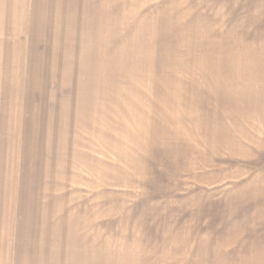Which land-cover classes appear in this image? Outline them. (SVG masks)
<instances>
[{
    "label": "rangeland",
    "instance_id": "374dc122",
    "mask_svg": "<svg viewBox=\"0 0 264 264\" xmlns=\"http://www.w3.org/2000/svg\"><path fill=\"white\" fill-rule=\"evenodd\" d=\"M0 247L264 264V0H0Z\"/></svg>",
    "mask_w": 264,
    "mask_h": 264
},
{
    "label": "crops",
    "instance_id": "0c3cea01",
    "mask_svg": "<svg viewBox=\"0 0 264 264\" xmlns=\"http://www.w3.org/2000/svg\"><path fill=\"white\" fill-rule=\"evenodd\" d=\"M3 248H5L6 249V247H0V264H4V262L3 261H5L6 260V258H8V259H13V260H17V258H14L13 256H5V252H3L2 250H3ZM27 253H31L30 251H28ZM84 254V253H81V252H78V253H76V254ZM10 254V253H9ZM36 256H34V255H24V256H21V258H20V262H22L23 264H37V263H40L41 261H42V259H40L39 257H38V253H34ZM63 254V253H62ZM71 254V253H70ZM67 256H58V257H55V260H58V262L59 263H61V262H63V263H69V264H72V262L74 261V262H80V260H78L79 258H81L82 259V257L81 256H79V257H73V255L72 256H70V255H68V254H66ZM90 257H88L87 258V256H85V259H89ZM47 260V258L45 257L44 258V260H43V262H45ZM40 261V262H39ZM90 261H92V264H95V262H94V258H93V260L91 259ZM41 263V264H44V263Z\"/></svg>",
    "mask_w": 264,
    "mask_h": 264
}]
</instances>
